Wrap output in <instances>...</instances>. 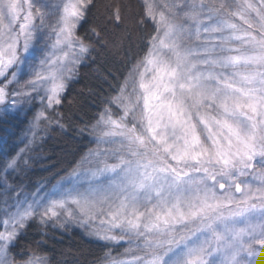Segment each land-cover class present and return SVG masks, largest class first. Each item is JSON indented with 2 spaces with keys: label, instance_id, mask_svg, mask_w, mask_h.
<instances>
[{
  "label": "rangeland",
  "instance_id": "obj_1",
  "mask_svg": "<svg viewBox=\"0 0 264 264\" xmlns=\"http://www.w3.org/2000/svg\"><path fill=\"white\" fill-rule=\"evenodd\" d=\"M141 1L157 27L150 53L84 161L7 207L0 264H16L10 246L31 220L129 245L106 264H264V168L247 163L264 161V111L234 120L239 96L227 85L241 77L232 53L264 33V0ZM90 2L0 0L1 107L36 103L42 120L59 105L89 54L75 32Z\"/></svg>",
  "mask_w": 264,
  "mask_h": 264
},
{
  "label": "trees",
  "instance_id": "obj_2",
  "mask_svg": "<svg viewBox=\"0 0 264 264\" xmlns=\"http://www.w3.org/2000/svg\"><path fill=\"white\" fill-rule=\"evenodd\" d=\"M255 29V33L249 29L251 38H244L252 48L232 53L240 82L227 83L239 96L234 120L245 122L255 118L252 111H264L259 93L264 84V33ZM75 34L89 54L58 106L47 110L42 120L36 103L12 109L0 106V218L16 199L57 185L84 161L99 138L96 129L102 117L117 109L115 101L128 78L150 53L157 27L141 0H91ZM253 158L247 161L250 170L264 168V161L261 166L257 159L251 162ZM170 162L165 161L167 175L177 183L184 175L174 171ZM190 237L187 234L186 244ZM129 248L127 243L113 244L87 237L78 229L60 231L31 220L9 253L16 264L34 257L45 258L48 264H106L110 256L127 253Z\"/></svg>",
  "mask_w": 264,
  "mask_h": 264
}]
</instances>
